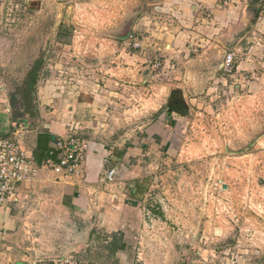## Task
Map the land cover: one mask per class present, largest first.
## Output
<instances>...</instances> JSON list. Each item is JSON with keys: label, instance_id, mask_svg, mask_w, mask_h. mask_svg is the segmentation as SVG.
I'll use <instances>...</instances> for the list:
<instances>
[{"label": "rangeland", "instance_id": "1", "mask_svg": "<svg viewBox=\"0 0 264 264\" xmlns=\"http://www.w3.org/2000/svg\"><path fill=\"white\" fill-rule=\"evenodd\" d=\"M25 1L0 0V55L8 59L7 66H0V87L15 113L22 110V84L36 60L42 57L41 67L55 64L78 77L85 71L83 63L97 67V57L105 53L99 48L101 37L126 33L147 11V4H157L155 0H39L40 9L31 10ZM49 38L51 46L45 49ZM241 47L237 65L247 51ZM254 59L264 63L263 57ZM93 71L91 76L100 75ZM258 71L264 74V68ZM235 72H218L217 79L228 83H214L215 77L207 85L210 90L198 95L212 102L209 108L192 107L187 135L172 154L160 149L137 169L127 164L126 180H137L140 188L138 197L126 192L129 223L118 231L128 246L122 253L124 264H228L230 254L241 256L245 249L264 255V76L260 91L247 92L237 83L238 89L234 86ZM255 76L247 73L243 78L252 82ZM148 99L133 102L140 110L137 114L109 124L103 139L108 147L124 144L154 122L160 98ZM55 182L62 181L55 178ZM51 194L30 192L11 209L10 229L23 247L17 254L34 255L35 245L41 244L44 261L61 257L58 262L119 264L117 252L110 255L105 247V230L97 229L87 239L89 229H77L83 240L75 231L77 218L63 212Z\"/></svg>", "mask_w": 264, "mask_h": 264}, {"label": "crops", "instance_id": "2", "mask_svg": "<svg viewBox=\"0 0 264 264\" xmlns=\"http://www.w3.org/2000/svg\"><path fill=\"white\" fill-rule=\"evenodd\" d=\"M25 3L28 9H40L39 0H26ZM263 4L264 0H162L147 4L148 12L135 18L126 33L101 37L99 48L105 53L98 57L108 60L97 67L83 63L82 70L85 71L78 77L73 75L77 72L67 73L55 64L45 63L40 67L36 81L24 91L21 112L15 113L10 102L3 100V89L0 91V138L11 134L14 121L25 124L28 131L22 145L39 169L35 179L23 185L18 201L9 203L0 212V228L7 233L5 255L10 264H31L43 258L39 250L43 249L41 244L35 245L34 255L17 254L23 247L19 246L13 229H10L11 209L33 191L52 192L55 204L77 218L76 233L80 229H89L87 239L94 232L98 233L97 229H104L102 235L107 244L113 234L127 228L131 209L125 204L126 192L138 197L140 188L137 180H126L127 164H135L137 169L151 153L161 149L163 154L169 155L180 147L187 135V115L192 107L209 108V102H212L193 95L203 88L206 78L218 66L224 49H242L243 44L247 51L244 60L236 64L233 84L235 87L239 84L240 90L246 88L247 92L260 91L264 74L258 69L264 68V63L254 58H264V19L256 20ZM111 6L105 10L108 11L106 16H110ZM205 12L210 14L209 18H205ZM130 35L138 37L139 48L132 47ZM154 59L159 61L157 68L152 66ZM7 62L8 59L0 55V66H7ZM93 70L100 75L91 76ZM247 73L256 75L252 82L243 78ZM65 74L67 77H63ZM217 77L219 75L214 83H228ZM212 84L210 82L209 86ZM147 96L150 100L160 98L154 122L124 144L108 147L103 139L109 124L127 120L126 115L140 112L134 103ZM43 132L50 137V148L58 140L69 139L87 145L86 157L75 176L55 182L57 177L52 170L46 171L48 168L43 166V160L37 161L38 137ZM107 170L116 172L111 183L105 179ZM90 218H94L92 225ZM127 247L116 253L119 264H124L122 253ZM240 252L243 255L230 254L232 259L228 264H264V255H258V251L245 249ZM59 260L61 257L55 262Z\"/></svg>", "mask_w": 264, "mask_h": 264}, {"label": "built area", "instance_id": "3", "mask_svg": "<svg viewBox=\"0 0 264 264\" xmlns=\"http://www.w3.org/2000/svg\"><path fill=\"white\" fill-rule=\"evenodd\" d=\"M204 16L209 18L210 14L205 12ZM263 19L264 4L257 13V21ZM129 39L132 47H140L138 37L130 35ZM241 52L240 47H232L226 50L221 70L225 75L234 73ZM152 66L153 68L159 67L158 59H154ZM11 128L12 131L9 136L0 138V212L9 203L18 201L23 185L33 181L39 170L28 157L22 145V139L28 131V127L21 121H14ZM86 151L87 145L84 142L75 139L58 140L43 161V166L51 169L59 181H66L77 174L78 167L83 164L86 157ZM115 174V170H107L105 173L106 181L113 182ZM6 239V231L0 228V264H10L5 255L7 250L5 246ZM31 264L74 263L69 260H65V262L38 260L31 262Z\"/></svg>", "mask_w": 264, "mask_h": 264}, {"label": "trees", "instance_id": "4", "mask_svg": "<svg viewBox=\"0 0 264 264\" xmlns=\"http://www.w3.org/2000/svg\"><path fill=\"white\" fill-rule=\"evenodd\" d=\"M27 93V92H26ZM50 137L47 133L43 132L38 137V144H37V150L39 151L37 155V161L45 160L51 151V148L48 146ZM55 158V156H53ZM122 234H113L111 237V240L107 242V245L105 246L108 250L109 254H115L117 251L124 250L126 248V243L122 240Z\"/></svg>", "mask_w": 264, "mask_h": 264}, {"label": "water", "instance_id": "5", "mask_svg": "<svg viewBox=\"0 0 264 264\" xmlns=\"http://www.w3.org/2000/svg\"><path fill=\"white\" fill-rule=\"evenodd\" d=\"M162 0H155L153 3H160ZM252 22H253V20H251ZM50 42H51V38H49L48 40H47V42L45 43V49H47L48 47H50L51 45H50ZM49 54V52L47 51V54L46 55H48ZM225 55H226V49H224L223 51H222V59H221V61H220V63L218 64V66L217 67H215V69H214V71L209 75V77H207L206 78V80H205V82H204V86H203V88L201 89V90H199L196 94H194L193 96H198V95H201V94H203L204 92H205V89H206V87H207V85H208V83H209V81H211V80H213L215 77H216V75H217V73L218 72H220L221 70H222V66H223V60H224V57H225ZM108 60V58H104V57H98V65L101 63V62H103V61H107ZM97 64L95 65V66H97ZM150 65H151V63H150ZM150 65H149V67H150ZM149 70V69H148ZM146 81V78L144 79V82ZM3 89V87H0V91ZM236 89H238V87L236 86ZM1 95V94H0ZM4 101H7L6 99H3ZM7 111L9 112L10 111V109H9V107H8V109H7ZM12 111V110H11ZM225 188V187H224ZM83 240H85V236L83 237Z\"/></svg>", "mask_w": 264, "mask_h": 264}, {"label": "flooded vegetation", "instance_id": "6", "mask_svg": "<svg viewBox=\"0 0 264 264\" xmlns=\"http://www.w3.org/2000/svg\"><path fill=\"white\" fill-rule=\"evenodd\" d=\"M47 42V41H46ZM42 57H40L39 60H36L34 64L30 67L28 72L26 73V77L24 79V83L22 84L23 89V95L24 91L28 90L29 84H32V82L36 81V78L38 77V69L41 67ZM189 264V261L188 263ZM192 264V263H191Z\"/></svg>", "mask_w": 264, "mask_h": 264}]
</instances>
